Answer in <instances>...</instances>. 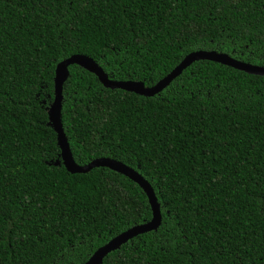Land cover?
<instances>
[{
  "label": "trees",
  "instance_id": "obj_1",
  "mask_svg": "<svg viewBox=\"0 0 264 264\" xmlns=\"http://www.w3.org/2000/svg\"><path fill=\"white\" fill-rule=\"evenodd\" d=\"M212 49L264 66V0H0V264H84L153 217L124 174L63 164L48 113L58 63L85 54L152 86ZM69 70L61 118L76 162L120 160L161 204L159 228L102 264H264V76L198 60L145 96Z\"/></svg>",
  "mask_w": 264,
  "mask_h": 264
},
{
  "label": "water",
  "instance_id": "obj_2",
  "mask_svg": "<svg viewBox=\"0 0 264 264\" xmlns=\"http://www.w3.org/2000/svg\"><path fill=\"white\" fill-rule=\"evenodd\" d=\"M198 60H210L227 66H232L249 74L264 76V66L236 59L228 53L220 52L215 49L196 50L190 52L171 72H169L165 77L160 79L152 86H146L143 81L112 79L97 61L85 54H73L69 58H66L58 63L55 75V98L48 109V113L50 123L52 124L58 136V144L61 149V160L63 164L71 173H86L94 167H108L124 174L138 183L145 190L153 211V217L150 221L137 224L115 236L109 242L99 247L84 264H102L104 258L110 252L120 248L131 238L145 232L157 230L162 223V212L161 204L158 201L157 195L152 185L135 168L111 157H98L84 165H80L76 162L61 118L63 84L69 77L70 65L78 64L81 67L96 74L101 83L107 88H121L145 96H154L170 85L171 82L176 77L181 75L187 67ZM59 163V161L56 162V164Z\"/></svg>",
  "mask_w": 264,
  "mask_h": 264
}]
</instances>
